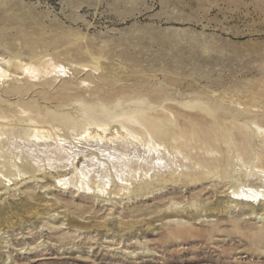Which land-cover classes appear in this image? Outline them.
<instances>
[{
	"label": "rangeland",
	"instance_id": "obj_1",
	"mask_svg": "<svg viewBox=\"0 0 264 264\" xmlns=\"http://www.w3.org/2000/svg\"><path fill=\"white\" fill-rule=\"evenodd\" d=\"M33 49L66 66L88 63L93 53L102 66L97 73L71 68L66 79L23 98L2 90L5 108L37 100L78 116V98L91 103L96 96L100 104L105 93L140 95L153 105L146 114L157 128L125 121L127 131L165 146L180 180L161 182L168 174L152 170L145 182L139 174L127 199L99 197L97 187L82 193L75 183L66 188L34 161L45 158L44 146L28 143L30 131L15 119L14 130L0 127L14 137L0 153V175L16 161L26 179L0 183V264H264V210L230 198L240 167L264 156V135L255 130L264 127V0H0V55L27 57ZM66 86L69 95L59 97ZM186 102L207 105L217 119ZM54 124L70 142L74 125ZM135 146L117 148L132 159L145 155ZM109 168L106 181L126 178L124 167Z\"/></svg>",
	"mask_w": 264,
	"mask_h": 264
},
{
	"label": "bare ground",
	"instance_id": "obj_2",
	"mask_svg": "<svg viewBox=\"0 0 264 264\" xmlns=\"http://www.w3.org/2000/svg\"><path fill=\"white\" fill-rule=\"evenodd\" d=\"M74 38L79 40L81 37L78 38L76 36ZM88 56L90 58L88 63L69 64V66H66L58 58L52 57L50 53L44 50L38 53L33 49L27 57L20 52L12 53L9 59L0 55V91L3 90L7 97L19 96L23 98L35 87L47 86L51 88L59 78L65 77L66 79L71 68L75 70L81 69L80 71L91 70L93 73L99 72L102 66L100 65L101 58L93 55V53ZM87 81L83 80L81 84L87 85ZM8 82L13 83L7 86ZM70 89L71 87L67 86L62 88L59 97L68 96V90ZM152 95L154 96L155 92ZM102 97L104 98H101L102 102L100 104H96V96L93 97L91 103L83 98H78L72 105L75 107L73 109H75L78 116H70L69 113L43 107L37 100L28 103H11V106L15 105L16 107L5 108V104L9 103L10 100L4 101L0 97V127H8L14 130L16 128L15 119L21 121V124L25 125L30 131L28 143H33V146H44L40 153L45 158L39 155L33 158L41 170L50 171L49 174L58 185H64L68 188L72 186V183H75L78 190H81L79 189L81 186L83 189L82 193L89 194L92 191L95 194L97 187V195L99 197L100 195L102 197L104 195H114L120 199H127L130 198L131 194L130 186H136L135 182L139 174L140 179L145 182H152L153 175L150 176L152 170H154L155 174L157 171L168 174L167 178L162 179L161 182H179V169L170 170L168 168L169 165L164 156L166 147L162 144H154V142L145 143L142 140H136L125 126L126 121L149 124L153 129H156L157 125L146 114L148 110L153 111V105L140 97V95L126 98V96L121 97L118 94L112 96V93H105ZM106 98L110 99V103H104ZM126 103L130 104L125 106ZM183 106L190 110L200 109L213 117L214 120L217 119L215 111L201 102H186ZM225 117L227 119H235L236 123L240 122L238 115L230 116L229 113H225ZM60 120L74 125L71 130L73 137L70 142L64 136L65 133L61 134L59 126L54 124ZM77 128H81V131L77 130ZM220 128L223 130L224 126L220 125ZM255 130L260 135H264V127L256 125ZM11 139H14V137L10 138L8 135L5 136L4 132H0V153L11 143ZM15 142H17V139H15ZM118 142L129 143L132 150L137 148L135 145H139L143 147L145 155L140 154L132 159V152H124L117 148ZM26 143L27 140L24 141V144ZM91 144L97 145V148H90ZM101 145L106 147L110 145V147L103 150L100 148ZM84 149H87V151ZM89 151L91 152L88 153ZM178 153L181 154L180 152ZM16 157L19 158V154ZM142 159L146 164H143V162L140 164ZM110 163L114 167L118 165L124 167L126 178H123V174H121V180L115 181L114 184L106 181L105 178L108 177ZM14 164L11 163L12 170L7 172V175H0V183L3 181L10 182L8 187L15 186L26 179L24 178L25 174H22L17 167L16 164L18 163L15 161ZM133 166H135L134 169ZM128 169L130 170L129 172ZM239 170L243 171L242 180L238 181L239 183L231 193L233 197L230 198L233 199L236 206L241 207V204L251 205L253 209H255V206H259L262 208L261 210H264V156L259 157L258 165L255 163L251 166L243 164ZM93 177L95 178V183L93 182ZM186 177L189 181H192L190 176ZM96 182H99V184H96ZM133 189L134 191L137 190L135 187ZM0 191H6V186L1 187ZM19 208L25 214L32 212V208H29L26 203H23ZM254 211L253 213H255ZM3 224L11 228L14 222L12 218L5 216Z\"/></svg>",
	"mask_w": 264,
	"mask_h": 264
}]
</instances>
